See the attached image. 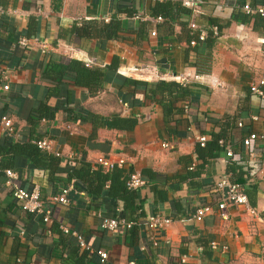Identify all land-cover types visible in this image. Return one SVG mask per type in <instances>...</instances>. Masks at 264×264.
<instances>
[{"label":"crops","instance_id":"1","mask_svg":"<svg viewBox=\"0 0 264 264\" xmlns=\"http://www.w3.org/2000/svg\"><path fill=\"white\" fill-rule=\"evenodd\" d=\"M153 3L0 0V115L11 118L15 130L12 138L0 130V143L47 140L51 150L42 151L59 159L62 169L52 179L48 170L13 171L19 188L39 189L51 210L49 223L23 211L0 180V264H64L70 256L62 247L67 237L61 225L78 232L94 252L84 264H179L182 258L186 264H264V104L249 91L250 83L264 75V16L255 13L245 23L233 17L246 15L245 4L264 9V0H206L185 6L191 12L182 15L180 23L204 33L208 19L221 26L211 51L204 41L196 42L198 53H210L202 74L194 67L200 55L184 41L181 26L175 24L172 35L157 29L161 21L150 17ZM113 19L120 21L122 31L118 38L106 39L102 25ZM72 60L90 69L112 67L114 60L117 66L90 95L73 83L72 74L52 71ZM124 78L151 85L180 83L191 96L176 105L182 112L166 122L161 106L147 98L143 88L126 85ZM44 108L49 118L38 119L37 111ZM113 116L134 118L137 125L130 131L104 126ZM220 132L240 163H227L223 150L215 158L199 155L196 138L206 135L208 142ZM250 133L259 139L245 149L242 139ZM165 143L170 148H163ZM99 157L125 160L123 168L113 169L122 172L124 185L134 172L147 182L138 189L144 200L140 213L131 216L138 223L133 235L125 228L102 230L104 208L95 210L90 196L77 190L75 180H67L68 164L86 162L96 169ZM224 176L245 187L253 214L231 206L224 212L227 218L220 217V195L214 188ZM179 179L180 187L172 190L170 185ZM71 184L76 198H68L69 206L48 202ZM204 206L213 211L201 222L181 221L186 218L182 215ZM149 215L173 222L164 231H151L144 225ZM96 251L106 252L108 259L102 263Z\"/></svg>","mask_w":264,"mask_h":264},{"label":"trees","instance_id":"2","mask_svg":"<svg viewBox=\"0 0 264 264\" xmlns=\"http://www.w3.org/2000/svg\"><path fill=\"white\" fill-rule=\"evenodd\" d=\"M194 1L203 2L206 0ZM252 9H254V7ZM190 12L191 10L183 5V0H154L151 7L150 17L154 20H157L158 18L161 19V22L157 25V29L166 32L167 35H172L175 24H179L181 26V32L184 34V41L190 45L191 42H197L199 35L202 33L199 30L188 27L187 23L179 22L182 15L190 14ZM250 16H255V14L244 15L238 12L235 13L233 17L237 21L239 20L245 23ZM208 23L209 28H207L205 32L206 36L204 39V45L209 52L215 43V39L219 34L221 26L218 25L217 21L214 19H208ZM213 27L216 28V34L212 31ZM101 31L106 39H116L118 38V33L122 31L121 23L119 20L113 19L110 23L103 24ZM141 32L142 30H140V33ZM198 47L199 45L196 43L192 49L197 55H200L198 58L199 62L195 63L194 67L197 68L199 74H202L205 71L204 69L207 60L210 59V53L201 55L198 53ZM115 61L116 60L113 61L112 67L90 69L85 64L72 60L66 65L55 66L52 68V71H56L59 75H62L64 72L72 74L73 83L77 86H82L88 89L91 95L97 92L100 88L107 73L110 72L111 69L115 70V66H117ZM56 80H58V78H56ZM123 82L133 88H143L146 97L161 106L164 120L166 122H170L176 113L182 112V110L176 107V105L180 102H185L191 96L187 86L176 82L160 81L151 85L146 82L134 81L126 78H124ZM187 107L189 109V105H187ZM45 110L46 108L37 111L36 116L38 119L49 118V115H47L46 112L44 113ZM103 124L107 128L130 131L137 125V120L134 118L113 116L109 119H105ZM222 134L223 132H220V134H213L211 140L208 141L204 147H200L197 143L198 153L203 160L206 158H215L217 152L223 150V147H220L218 144V141L223 139ZM59 163V159L39 149L36 143H0V180L2 181L5 180L6 170L15 171L20 174L24 167L37 170H48L49 176L52 179L56 172L62 171V169L58 167ZM65 172L67 174L68 182L72 179L75 180L77 190L83 191L90 196L91 205L95 210H99L101 207L104 208L101 215L102 217L133 221L131 216L138 212L140 213V203L143 202L144 198L140 195L138 190H128L126 188L120 170L116 169L112 172L104 173L100 167L92 169L90 164L82 162L78 167L72 163L68 164ZM196 176L197 175H192L191 177L196 178ZM178 181L179 182L170 185L172 190L178 189L183 180L179 179ZM154 193L158 199H163L161 191H156ZM73 196L76 198V193L71 191L68 198L72 199ZM119 203L122 204L121 210L119 209ZM174 207L180 209L176 204ZM182 216L187 218V216L189 217L190 215L185 214ZM137 226L138 223L128 229L130 230L131 235L136 232ZM66 237L67 240L62 238V247L69 251L70 259H65L63 261L64 264H70L69 260L73 261L71 264H84L89 256H93L84 249L81 251V248L73 237Z\"/></svg>","mask_w":264,"mask_h":264},{"label":"built area","instance_id":"3","mask_svg":"<svg viewBox=\"0 0 264 264\" xmlns=\"http://www.w3.org/2000/svg\"><path fill=\"white\" fill-rule=\"evenodd\" d=\"M195 4L196 1L194 0H183V5L186 7H193L195 6ZM243 11L247 15L256 13L261 16H264L263 8L252 9L248 4L243 5ZM156 21L160 22L161 19L158 18ZM190 27L192 29L195 28L194 26ZM151 35L155 36V32H152ZM205 36V33L202 32L199 35L198 41H204ZM21 43L23 45H26V41H21ZM195 44L196 42H191L190 45L195 46ZM2 88L4 91H8L9 89L8 85H3ZM249 91L252 96L257 97L261 101V103L264 104V75H261L256 81L250 83ZM184 109H188L187 105L184 106ZM253 119L256 120V118ZM237 127L241 128L242 123L238 122ZM0 130L3 132L4 135L9 138H12L15 133L12 119L6 115H0ZM258 139L259 137L257 134L250 133L242 139V146L245 149H249L251 144L253 142H256ZM196 142L199 144L200 147H204L207 143V136H198L196 138ZM218 144L220 147H223V153L227 163L241 162L240 156L233 153L231 148L225 143V141L219 140ZM36 145L41 150H51V143H49L47 140L38 141L36 142ZM162 147L168 149L170 148V145L168 143H165ZM96 164L105 171H111L114 168H123L125 160L113 157H99L96 160ZM5 178V184L12 190L13 197L21 203V209L29 214L39 216L43 223H49L51 217V210L49 207H47L45 201L42 199L39 189L37 187H34L31 191H25L19 188L14 183L16 175L11 170L5 171ZM146 183V180L140 173L134 172L127 175L125 186L128 190H138L144 187ZM71 191H73L72 184L69 187L62 188L59 194L49 198L48 202L52 205L57 204L67 207L69 206L68 196ZM214 191L220 195V201L217 203V212L222 219L225 220L227 218L224 212L226 208L231 206H242L250 213H254V209L249 206V202L245 194V187L243 185L231 182L226 176H224L215 183ZM212 211V208L209 206L198 207L189 217L182 219L181 221H191L198 223L201 222L204 217L211 214ZM100 218L101 229L112 233L120 228H125L128 230L136 224L134 221H127L125 219L104 218L102 216H100ZM172 222L173 221L171 218H167L160 215H149L147 218L144 219V225L146 227H148L151 231L158 232L167 229V227ZM59 229L64 235L73 237L81 249H84L89 253H94L92 250H90V248L78 232L68 229L67 227L62 225L59 226ZM21 234L23 233L21 232ZM211 248L217 249V245L215 243H211ZM95 254H97L98 258L102 263H104L108 259V254L104 251H96ZM179 264H186L185 258H182Z\"/></svg>","mask_w":264,"mask_h":264}]
</instances>
